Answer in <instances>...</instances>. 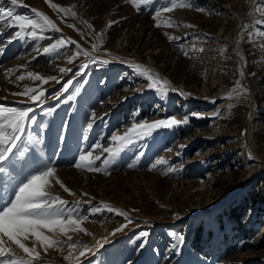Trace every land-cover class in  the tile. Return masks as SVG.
<instances>
[{
	"label": "rangeland",
	"instance_id": "1",
	"mask_svg": "<svg viewBox=\"0 0 264 264\" xmlns=\"http://www.w3.org/2000/svg\"><path fill=\"white\" fill-rule=\"evenodd\" d=\"M186 2L191 7L156 20L155 9L166 0L142 11L128 0H52L72 7L75 16L46 0H18L16 6L0 0L19 15L44 12L60 29L33 39L0 28V105L34 108L35 123L28 129L32 149L55 167L46 191L67 201L77 217H87L81 224L87 233L70 231L71 241L59 230H45L62 242L47 252L34 237L23 241L40 253L32 264H264V37L255 34L264 31L258 22L264 13L256 10L264 0ZM169 20L174 26H165ZM60 39L75 43L44 53ZM78 48L90 56H77ZM81 63L87 69L81 71ZM137 65L168 81L167 95L149 87ZM29 72L60 82L42 84L27 78ZM20 75L25 79H17ZM70 78L69 93H61ZM75 86L79 94L67 101ZM36 87L45 91L43 105L14 94ZM234 89L242 95L227 99ZM185 117L187 124L135 137L104 163L111 157L102 149L118 146L114 135L136 123ZM86 151L100 156L95 161L100 172L75 167ZM160 158L167 164L153 169ZM0 179L8 185L0 184V196L11 199L14 182L4 174ZM106 205L127 213L131 222ZM71 243L80 247L72 250ZM83 245L92 253L77 259ZM5 246L31 259L7 238ZM70 251L73 258L65 259Z\"/></svg>",
	"mask_w": 264,
	"mask_h": 264
},
{
	"label": "snow or ice",
	"instance_id": "2",
	"mask_svg": "<svg viewBox=\"0 0 264 264\" xmlns=\"http://www.w3.org/2000/svg\"><path fill=\"white\" fill-rule=\"evenodd\" d=\"M10 4L16 6L18 0H9ZM49 6L59 12L67 15L75 16L76 13L72 10V7H62L56 3H52V0H46ZM137 11H142V6H148L156 2V0H128ZM74 7V6H73ZM177 7H191V4L186 0H166V3L159 9H155L154 19L159 20L162 13L172 12ZM264 13V7L256 9ZM35 13V17H28L24 15L16 14L13 8H5L0 6V28L8 27L15 28L17 31L14 35L17 38H23L24 35L31 36L33 39H42L40 36L48 30L60 31L55 22L50 19L44 12L37 9H32ZM264 23V20L258 21ZM87 23V21H84ZM160 23H157V27H160ZM166 27L174 26V22L169 20ZM69 27H75V25H69ZM91 27V25H89ZM187 27H192L188 25ZM247 27V26H245ZM257 36L264 37V31L259 29L255 33ZM175 39V37H170ZM68 43H75L73 41L60 39L54 44H50L44 48L45 54L55 53L59 49L66 46ZM92 48L98 50V44H93ZM199 51L203 52L204 49ZM77 56L84 55L90 56V53L85 52L82 48H78ZM187 55V52H185ZM101 63L107 64L109 61L103 60ZM68 63H72V58H69ZM80 70L87 69L88 64L81 63ZM137 68H141V74L150 81L149 87L156 89L161 95H167L166 88L169 84L168 81L159 78L158 74L152 73L151 69L137 65ZM61 73L72 72L71 68H60ZM77 75V73H73ZM27 78L33 81H39L42 84H47L49 81H56L54 76L45 77L39 73H27ZM19 80L25 79L24 75L17 77ZM73 86V80L70 78L62 84L61 93H69L70 87ZM80 87L75 86L71 94L67 95V101L75 99V95L79 94ZM35 93V94H33ZM15 95H24L30 97V102L35 104L39 103L43 105L45 97V91L40 87L25 88L21 93H14ZM235 95L239 98L242 93L237 90L227 95V99H232ZM55 98L60 99V94H56ZM232 105H229L231 108ZM33 107H9L0 105V174H4L8 181L14 182V191L12 192L11 199L4 200L3 196H0V264H32L33 260H39L40 253L35 247H28L23 241L28 240L30 237H34L37 241L43 244L45 252L52 247H60L62 242L51 239L45 234V230L48 232H60L68 235L72 232H85L87 230L81 227L82 221L87 220V217H77L73 209L67 208V201L61 199L58 196L51 195L46 188L49 186V178L55 175V167L50 162L46 163L40 159L36 151L32 149L31 142L33 141L32 134L28 131L29 126L35 123ZM54 109L49 108L48 113H51ZM188 117H185L183 121L175 118L167 120H159L153 123H136L124 135H114L112 140L118 143L117 147L103 148L102 151L109 153L111 160H105L107 165L114 160L121 151L129 144L133 142L135 137H140L149 134L151 131L158 128H173L180 126L181 124H187ZM91 127V125H89ZM27 133V134H26ZM41 142L39 137H36L35 143ZM95 148H101L100 144H96ZM31 151V155H28ZM100 156H93V151L82 152L78 156V162L75 163V167L84 168L88 171L100 172L101 169L95 166V161L99 160ZM167 164L164 158H160L152 165L153 169H156L158 165ZM168 172H175V168H168ZM0 184L7 187V182L0 179ZM63 187V185H61ZM65 191H69L65 187ZM74 195V193H71ZM108 211H114L118 215H122L126 220L131 222L128 214L114 209L111 206H105ZM100 211V209H96ZM122 228L116 231H122ZM142 237H146L147 233H141ZM5 238L12 244L17 245L24 253L31 259H23L16 255L12 248L5 246ZM68 240L71 241V235H68ZM107 242V238H105ZM181 242L182 238H181ZM68 247L72 250H76L77 244L71 243ZM83 250L79 251L78 256L84 257L87 253H92V249L88 245H83ZM98 247H103V244L98 242ZM73 252L70 251L65 259H72Z\"/></svg>",
	"mask_w": 264,
	"mask_h": 264
},
{
	"label": "bare ground",
	"instance_id": "3",
	"mask_svg": "<svg viewBox=\"0 0 264 264\" xmlns=\"http://www.w3.org/2000/svg\"><path fill=\"white\" fill-rule=\"evenodd\" d=\"M247 94V93H246Z\"/></svg>",
	"mask_w": 264,
	"mask_h": 264
}]
</instances>
